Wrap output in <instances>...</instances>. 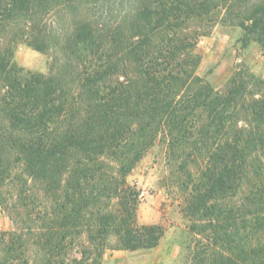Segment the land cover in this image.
<instances>
[{
  "label": "trees",
  "instance_id": "obj_1",
  "mask_svg": "<svg viewBox=\"0 0 264 264\" xmlns=\"http://www.w3.org/2000/svg\"><path fill=\"white\" fill-rule=\"evenodd\" d=\"M217 25L264 47V0H0V264H88L114 236L157 247L127 178L157 143L195 247L183 264H264V80L239 64L223 93L194 53ZM24 42L49 74L15 60Z\"/></svg>",
  "mask_w": 264,
  "mask_h": 264
},
{
  "label": "rangeland",
  "instance_id": "obj_2",
  "mask_svg": "<svg viewBox=\"0 0 264 264\" xmlns=\"http://www.w3.org/2000/svg\"><path fill=\"white\" fill-rule=\"evenodd\" d=\"M242 30L236 26L217 25L210 35L201 37L194 49L200 58L197 75L223 93L237 65L247 66L264 80V47L256 42L245 45ZM15 62L31 73L49 74L53 56L41 53L21 42L15 48ZM167 147L159 142L152 147L127 178L139 193V225H158L163 237L157 247L127 251L119 248L114 236L108 239L103 256L91 257L88 264H183L195 247L190 221L184 213L185 199L179 187L182 173L171 162ZM9 214L0 205V230L14 231Z\"/></svg>",
  "mask_w": 264,
  "mask_h": 264
}]
</instances>
